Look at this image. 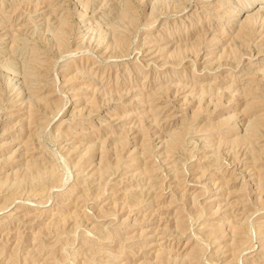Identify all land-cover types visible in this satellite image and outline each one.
Returning <instances> with one entry per match:
<instances>
[{
    "label": "rangeland",
    "instance_id": "374dc122",
    "mask_svg": "<svg viewBox=\"0 0 264 264\" xmlns=\"http://www.w3.org/2000/svg\"><path fill=\"white\" fill-rule=\"evenodd\" d=\"M0 264H264V0H0Z\"/></svg>",
    "mask_w": 264,
    "mask_h": 264
},
{
    "label": "bare ground",
    "instance_id": "6f19581e",
    "mask_svg": "<svg viewBox=\"0 0 264 264\" xmlns=\"http://www.w3.org/2000/svg\"><path fill=\"white\" fill-rule=\"evenodd\" d=\"M263 8V5H260L259 7H258V9H262ZM150 49V48H149Z\"/></svg>",
    "mask_w": 264,
    "mask_h": 264
}]
</instances>
